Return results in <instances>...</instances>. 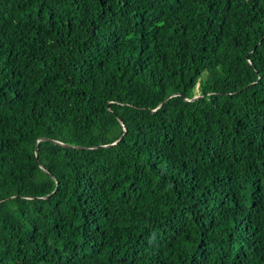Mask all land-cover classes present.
<instances>
[{
  "label": "trees",
  "instance_id": "1",
  "mask_svg": "<svg viewBox=\"0 0 264 264\" xmlns=\"http://www.w3.org/2000/svg\"><path fill=\"white\" fill-rule=\"evenodd\" d=\"M0 264H264V0H0Z\"/></svg>",
  "mask_w": 264,
  "mask_h": 264
},
{
  "label": "water",
  "instance_id": "2",
  "mask_svg": "<svg viewBox=\"0 0 264 264\" xmlns=\"http://www.w3.org/2000/svg\"><path fill=\"white\" fill-rule=\"evenodd\" d=\"M195 97H197V95H193V96L189 97V99H191V98H195ZM65 145H67V144H65ZM76 147H84V146H82V145H77Z\"/></svg>",
  "mask_w": 264,
  "mask_h": 264
}]
</instances>
